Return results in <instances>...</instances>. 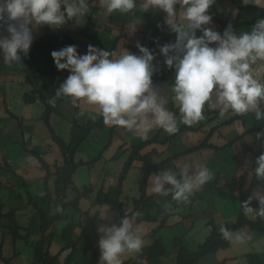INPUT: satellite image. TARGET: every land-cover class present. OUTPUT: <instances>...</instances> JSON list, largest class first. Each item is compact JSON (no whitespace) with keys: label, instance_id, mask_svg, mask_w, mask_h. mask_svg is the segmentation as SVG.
<instances>
[{"label":"crops","instance_id":"1","mask_svg":"<svg viewBox=\"0 0 264 264\" xmlns=\"http://www.w3.org/2000/svg\"><path fill=\"white\" fill-rule=\"evenodd\" d=\"M136 2L139 4L140 0ZM85 3L89 8L88 13L77 18L69 27L72 44L77 47L78 54H86L88 45H92L108 51L127 49L140 55L136 47L137 42L147 47L155 37L150 49L156 57L153 63L157 65L158 71L167 68L158 45L174 42L176 36L164 23L166 13L151 9L142 12L138 6L131 13L114 12L111 16H105L104 10L99 6V0H85ZM176 8L179 10V5ZM208 14L212 16V21L205 27H212L215 31L225 24L243 21L241 25L233 27L239 35L242 31H249L259 19H264V0L260 7L252 3L245 6L242 0H215ZM133 23H137L136 31L130 34V25ZM67 30L68 21L59 28L47 25L37 27L33 29V41L46 34L62 35ZM196 35L199 37L202 33L197 30ZM211 46L215 47L214 44ZM30 54L31 47L28 56L22 57L23 68L5 65L0 54V195L6 210H16L19 225L32 228L28 240H15L9 229L0 228L3 257L6 259V263L0 259V264H34L33 244L41 237V222L36 213V206L46 207L50 196L57 199L56 166L65 163L63 151L43 119L45 105L39 100H24L25 94L32 88L27 79ZM254 67L257 70L256 78L261 81L264 76V62H258ZM174 79L175 71L153 81V84L168 96L166 107L174 112L179 120V108L169 90ZM261 107H264V104ZM61 109L64 115L53 113L51 125L66 142L71 141L72 121L75 116L82 123L98 116L94 106L79 102L73 105L70 97L61 103ZM252 114L235 118L229 123L224 122L236 116L231 111L219 117L205 115L203 120L195 124L194 131L169 135L163 129L153 128L147 134L146 140L157 134L161 140L147 145L141 151L143 155L157 151L154 155V163L157 166L150 175L168 168L178 171L184 162H194L208 167L213 173L211 181L217 180L218 185L213 191L192 198L201 189L195 191L188 203H177L171 196L154 197L149 207L153 215L164 209L162 205L165 201L172 204L166 224L161 226L160 221L154 220L142 221L138 225L142 230L144 247L151 245L155 239H161L167 252L160 257L144 259L136 264H176L180 250L175 244L177 238H182L183 246L188 252L195 251L213 231L219 229V225L238 216L241 210L240 180L244 178L245 190L251 187L255 179L252 171L256 167L255 160L264 146V137L256 138V134L264 132V128L261 131L248 132L263 125V120L257 121ZM182 126L183 124H179V129ZM215 126L218 128L209 137V146L187 152L202 144ZM146 140L124 128L105 125L102 129L94 130L79 147L75 160L82 161L83 164L73 174V185L68 189L67 200L75 198L77 193L73 190L74 186L80 193L85 194L80 199L79 206L83 213L95 219V231H88L87 236L80 240L79 249L74 255L75 262H81L86 257V250L91 241L95 235L99 236L98 227L104 223H113L116 219L117 212L111 202L114 189L132 148ZM44 162L50 166L51 171L47 178ZM144 178L143 163L135 160L122 185L120 201L126 211H132L135 200L141 197ZM234 179L238 180V185L231 190L228 185ZM261 185H264V181L255 185L248 197ZM148 189L147 180L146 194L155 195ZM41 192L44 193L43 196L40 195ZM256 202L258 201L253 200L252 204ZM107 210L108 220H101L100 213ZM68 215V218L60 220L56 225L57 235L49 247L50 254L57 256L52 264H66V257L70 252L62 251L66 242L61 237L64 227L73 220L72 214ZM248 217L252 220L261 219ZM85 219L86 217L82 218L80 214H76L73 221L87 223L89 220ZM242 231L251 235L252 239L244 244L230 243L229 247L204 257L202 264H264V231L249 227ZM74 232L75 238L78 239L82 236L83 229L78 226ZM134 255L122 257L123 264L130 261Z\"/></svg>","mask_w":264,"mask_h":264},{"label":"clouds","instance_id":"2","mask_svg":"<svg viewBox=\"0 0 264 264\" xmlns=\"http://www.w3.org/2000/svg\"><path fill=\"white\" fill-rule=\"evenodd\" d=\"M260 7L262 0H242ZM215 0H99L105 16L114 12L131 13L138 6L142 12L161 10L166 13L165 25L175 33V41L159 46L164 64L175 68L174 83L170 86L173 100L178 105L180 118L168 110L169 98L153 84V75L159 70L153 63L155 54L137 42L140 55L127 49L102 50L88 45L87 53L80 55L75 45L51 52L57 70L70 74L56 90L48 103L55 107L56 99L70 97L73 105L94 106L105 125L118 126L148 139L153 128L174 135L179 124L191 127L204 119L205 106L218 109L221 116L231 111L237 115L253 113L257 121L264 120V83L258 80L254 67L264 62V19H259L249 31L237 35L229 24L223 34L215 31L208 14ZM179 5V10L176 6ZM89 11L85 0H0V54L5 65L23 68L22 57L29 54L33 43V29L42 26L59 28L68 20L85 16ZM137 23L130 25V34ZM199 30L202 35H196ZM215 45L212 47L211 45ZM95 119V117H93ZM264 132L256 134L257 139ZM252 170L257 180L264 181V153L255 160ZM213 179L212 171L194 162H184L178 171L164 169L149 176L148 191L161 197L171 196L177 203L190 202V196ZM166 185L170 187H166ZM44 195L43 192L40 193ZM257 200L258 208L251 206ZM165 212L172 204L165 201ZM243 214L264 219V185L241 202ZM109 210V209H108ZM108 210L100 213L108 220ZM63 212L57 204L50 215ZM95 215V213H94ZM142 213H125L118 222L101 224L98 247L100 264H123L122 257L138 254L145 241L136 220ZM225 241L244 244L251 235L219 225Z\"/></svg>","mask_w":264,"mask_h":264},{"label":"trees","instance_id":"3","mask_svg":"<svg viewBox=\"0 0 264 264\" xmlns=\"http://www.w3.org/2000/svg\"><path fill=\"white\" fill-rule=\"evenodd\" d=\"M74 20H68V30L62 35H53L46 34L38 40L33 41L31 45V54L29 57V68H28V82L31 85V91L26 93L24 96V100L26 102H35L37 100L41 101L45 105V111L43 114V119L47 126L50 128L53 138L56 143H58L63 151L65 156V163L63 165L56 166L57 175V199L53 197H49V203L46 207H38L36 206V213L39 215V220L41 222L40 233L41 237L39 240L35 241L33 244L34 247V264H52L57 256H52L49 251L50 244L52 240L57 235L56 225L57 223L65 218H68V214L71 213L74 220V215L80 214L81 217H86L89 221L87 223H83V221L75 222L71 221L66 227H64L61 237L66 242L62 248V251L70 250L66 257V264H98L100 258V250L98 247L99 236L95 235L94 240L91 241L89 247L86 250V257L81 262L74 261V255L79 249V242L83 237H86L88 231L94 232L95 228V219H92L88 216V214L83 213L79 203L80 199L83 195L80 193L79 189L74 186L73 190L77 193L73 200H67V192L68 189L73 185V174L76 169L83 164L82 161H76L75 155L81 146V144L91 135L94 130L102 129L105 124L103 122V118L101 116H95V119H90L87 122H80L77 116L74 117L72 121L71 128V141L66 142L62 137H60L54 130L51 125V116L53 113H57L61 116L64 115L61 109V103L67 97L61 96L56 99L55 107L50 105L48 101L55 97L56 90L60 87V85L64 82V80L70 74L67 70L59 71L55 66V62L51 56V52L54 50H60L66 46L73 45L72 39L69 33V27L74 23ZM244 23L243 21L238 20L237 22L231 24L232 27H236ZM225 24L222 27L218 28L216 31L223 34L226 27L229 25ZM154 38L147 46L148 49H151ZM175 71V68L169 69L168 67L156 72L152 79L156 81L165 77L166 75ZM261 82L264 83V76L261 78ZM203 115H214L215 117H219V111H212L208 107L205 108ZM247 115V114H245ZM245 115H237L225 121L224 123H229L235 118H241ZM254 116V114H252ZM255 117V116H254ZM218 128L215 126L209 132L207 139L200 144L198 147L188 150L187 152L194 151L196 149L209 146L208 143L209 137L211 134ZM264 128V120L263 125L258 126L248 132H257L261 131ZM196 129L195 124L191 127L183 125L178 133L182 131H194ZM177 133V134H178ZM241 137V136H240ZM238 137V138H240ZM155 142H161L159 138V134L155 137L146 140L132 148V151L123 167V170L119 176V181L114 189L112 195V205L117 212V217L114 222H118L119 219L125 214L128 213L131 215L132 213L139 211L142 213L136 223H140L142 221H154L158 220L161 222V226L166 224V220L171 212H165L164 209L159 211L156 215H153L149 211L150 202L152 199L158 195L148 196L146 194V183L150 173L156 168V164L154 163V155L157 154L156 150H153L150 153L145 155L141 154L142 149H144L147 145ZM232 143V142H231ZM230 143V144H231ZM264 153V146L262 147L260 154ZM258 155V156H259ZM135 160L142 161L143 168L145 170V178L143 180L141 189L142 195L139 199L135 200V207L132 211L128 212L123 206V203L120 201V197L122 194V185L124 180L126 179L130 168L132 167ZM44 167L47 170L46 178L51 174L50 166L44 162ZM241 182V202L247 200L249 193L253 189L255 185H257L260 180H257L255 177L251 187L247 190L243 188L244 178L240 180ZM218 185V181H210L206 183L200 191L194 194L193 197L202 196L204 193L213 191ZM238 180L234 179L229 183L228 188L233 190L237 187ZM2 184L0 183V188ZM101 201V199H98ZM57 204L62 205L63 212L57 215H50V210L53 209ZM253 208H258L259 203L251 204ZM85 219V220H86ZM222 224L232 230H242L245 227H249L254 230L264 231V219L252 220L248 216L246 217L243 214V210L241 208L238 216L235 219L226 220ZM82 227L83 233L82 236L78 239L75 238V229L76 227ZM6 227L9 229L13 238L16 239H24L28 240L31 234V226L30 227H22L19 225L16 217V210L10 209L6 210L5 204L3 203V199L0 195V228ZM155 234V231H154ZM176 246L180 247L177 263L176 264H202V259L207 255L216 252L219 249L229 247L230 243L225 241L221 234L219 233V229L213 231L206 240L201 243L195 251L188 252L186 248L183 246L182 238H177L175 240ZM167 252L166 247L161 239H155V241L146 247H143L142 251L138 254H135L134 257L124 263V264H136L144 259L157 258L164 255ZM0 259L6 263V259L3 257V244L0 241Z\"/></svg>","mask_w":264,"mask_h":264},{"label":"built area","instance_id":"4","mask_svg":"<svg viewBox=\"0 0 264 264\" xmlns=\"http://www.w3.org/2000/svg\"><path fill=\"white\" fill-rule=\"evenodd\" d=\"M0 35H7V32L3 28H0Z\"/></svg>","mask_w":264,"mask_h":264}]
</instances>
